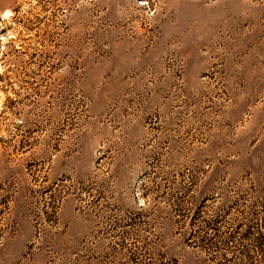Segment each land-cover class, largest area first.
Instances as JSON below:
<instances>
[{"label":"rangeland","instance_id":"374dc122","mask_svg":"<svg viewBox=\"0 0 264 264\" xmlns=\"http://www.w3.org/2000/svg\"><path fill=\"white\" fill-rule=\"evenodd\" d=\"M0 264H264V0H0Z\"/></svg>","mask_w":264,"mask_h":264},{"label":"clouds","instance_id":"9594fccd","mask_svg":"<svg viewBox=\"0 0 264 264\" xmlns=\"http://www.w3.org/2000/svg\"><path fill=\"white\" fill-rule=\"evenodd\" d=\"M3 15H4V16H8V15H9V12L5 11V12L3 13Z\"/></svg>","mask_w":264,"mask_h":264}]
</instances>
